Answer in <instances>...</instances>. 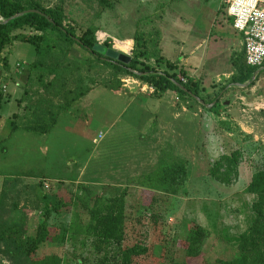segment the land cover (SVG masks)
I'll use <instances>...</instances> for the list:
<instances>
[{
    "label": "rangeland",
    "instance_id": "rangeland-1",
    "mask_svg": "<svg viewBox=\"0 0 264 264\" xmlns=\"http://www.w3.org/2000/svg\"><path fill=\"white\" fill-rule=\"evenodd\" d=\"M39 1L45 7L62 5L78 34L94 27L98 43L112 40V48L130 57L135 33L158 54L161 42L162 54L177 62L179 77H184L181 68L187 76L195 73L199 93L211 107L159 93L56 32L48 33L55 51L44 56L27 42L8 44L0 60L2 217L22 220L31 236L46 217L47 198L65 203L59 210L49 206L51 237L35 258L113 264L129 238L120 245L101 242L88 232L90 209L96 201L102 209L108 199L123 198L125 231L152 212L161 226L152 234V240L160 236L152 254L136 257L134 264H217L236 258L241 234L257 217L258 197L248 186L264 170V67L252 81L231 83L235 63H243V47L228 18L229 0H193L183 8L188 33L181 36L190 34L186 52L201 44L190 65H180L174 39L179 27L171 15L164 20L159 5L152 12L141 0L117 5L109 0L111 7L102 0ZM18 32L39 33L28 26ZM39 59L44 63L34 68ZM150 64L165 68L154 60ZM175 159L185 163L184 184L173 194L151 189L145 176ZM198 226L206 230L200 254L188 256L186 238Z\"/></svg>",
    "mask_w": 264,
    "mask_h": 264
},
{
    "label": "trees",
    "instance_id": "trees-1",
    "mask_svg": "<svg viewBox=\"0 0 264 264\" xmlns=\"http://www.w3.org/2000/svg\"><path fill=\"white\" fill-rule=\"evenodd\" d=\"M105 6L110 7L109 0H102ZM27 10H38L39 12H26ZM23 13V14H22ZM0 60L3 49L14 41L27 42L34 46L37 56H44L55 51L56 45L49 41L48 33L56 32L61 39L68 44H74L81 47L95 57L97 61L114 69L132 75L134 78L152 86L159 93L172 91L184 98L196 99L203 106L208 103L199 93V87L194 78L187 76L183 72L185 81L178 76L176 69L177 62H172L156 50H150L147 38L135 33L133 37L135 47L132 50V56L129 63L125 64L119 61L110 60L93 51V47L99 41L97 39L96 29L88 27L81 34L76 32L74 25L64 11L62 5L45 7L39 0H0ZM34 28L38 34L27 35L25 33H14L24 27ZM145 43V44H143ZM102 45L112 48V40H105ZM242 62H236V74H233L231 83L239 85L252 81L263 69L249 67L244 62V52H242ZM154 60L156 65H165V68L159 69L152 66L150 61ZM44 62L37 60L33 67L37 68ZM52 71H55L52 69ZM259 71V72H258ZM257 72V73H256ZM3 100V94L0 91V109ZM212 108L218 104V96L214 97L210 103ZM187 178L185 163L181 159H175L172 162L164 163L155 171L145 176L146 183L155 191L165 193H176ZM248 190L257 194L258 201L255 204L257 217L254 223L244 231L240 236L239 253L234 259L219 260L217 264H264V170H260L253 175ZM4 194L0 198V264H6L7 260L11 264H61L59 258L55 256L36 259L35 255L39 247L50 237V228L48 224V214L51 209L59 210L64 204L56 203V200L47 198L46 217L38 227L34 235H28L24 229L22 220H8L2 217L5 211ZM95 207L90 209L92 222L88 226V232L94 235L103 243L116 242L120 245L121 241L129 238L127 246H120L118 262L113 264H134L135 258L141 255L152 254L153 241L157 242L158 236L152 240V234L160 233V225L157 224L155 212L143 215L136 228L131 232L125 231L126 206L123 198L108 199L107 203L99 209V202H95ZM17 207H15L16 209ZM139 220V221H138ZM206 230L200 226L193 229L186 238V250L188 256H197L200 254V246L205 238ZM131 237V238H130ZM171 264H191L184 261H172ZM207 264V263H201Z\"/></svg>",
    "mask_w": 264,
    "mask_h": 264
},
{
    "label": "built area",
    "instance_id": "built-area-1",
    "mask_svg": "<svg viewBox=\"0 0 264 264\" xmlns=\"http://www.w3.org/2000/svg\"><path fill=\"white\" fill-rule=\"evenodd\" d=\"M227 13L233 28L243 36L245 64L264 67V0H229Z\"/></svg>",
    "mask_w": 264,
    "mask_h": 264
},
{
    "label": "crops",
    "instance_id": "crops-1",
    "mask_svg": "<svg viewBox=\"0 0 264 264\" xmlns=\"http://www.w3.org/2000/svg\"><path fill=\"white\" fill-rule=\"evenodd\" d=\"M192 1L193 0H187V1H185V0H141V3H143L144 5H149V6H152L154 8L152 12H154L156 6L159 5V7L161 8L160 13L164 16V20L166 19L167 15H171L176 20V25H178V27H179L177 29L179 35L174 37V39L176 41L177 46L179 47V55L182 57L181 59L178 60V61H180V65H185V64L190 65L191 62L194 60L193 54H197L198 50L201 48V44H199V43L196 44L195 46L192 44L190 51L186 52V50H185L186 46L185 45L187 42V38L188 37L190 38V34H186V36H187L186 38H182L183 36H181L184 33H188L186 26L182 24L183 20H184L183 19L184 17L182 14H185V12L183 11V8H186V6L190 7L189 4H191ZM118 3H119V0L115 3V5H117ZM110 4L112 6V2H110ZM228 18L230 19L231 27L233 28L232 19L229 16H228ZM162 22H161V24H162ZM233 30L238 35V36H236L237 41H240L242 44V47H243V36H242V34L238 31H236L234 28H233ZM126 44H128V43H126ZM160 49H161V55L163 57H165L166 59H168L166 56H164V54H162L163 49L161 47V42H160ZM242 52H244L243 48H242ZM198 57H199L200 61L203 60L202 56H198ZM168 60H170V59H168ZM170 61H173V60H170ZM190 75L192 77H194L195 73L190 74ZM167 92L170 93L172 91H167ZM172 93L174 95H176V93H174V92H172ZM163 109L164 110H162V111L160 110V112H157V113L160 115H163L165 108H163Z\"/></svg>",
    "mask_w": 264,
    "mask_h": 264
},
{
    "label": "water",
    "instance_id": "water-1",
    "mask_svg": "<svg viewBox=\"0 0 264 264\" xmlns=\"http://www.w3.org/2000/svg\"><path fill=\"white\" fill-rule=\"evenodd\" d=\"M26 12H39V11L38 10H27L23 13H26ZM93 51L99 54H102L103 56H105L106 58L110 60L119 61L125 64L129 63L130 61V56H128L127 54L121 53L115 50L114 48H107L100 43H97L94 45ZM207 106L211 107V105H207Z\"/></svg>",
    "mask_w": 264,
    "mask_h": 264
}]
</instances>
